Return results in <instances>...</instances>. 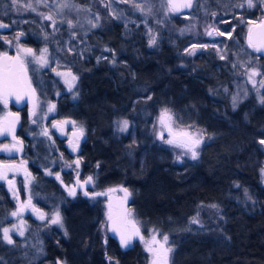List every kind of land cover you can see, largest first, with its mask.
Returning <instances> with one entry per match:
<instances>
[{
    "label": "trees",
    "instance_id": "1",
    "mask_svg": "<svg viewBox=\"0 0 264 264\" xmlns=\"http://www.w3.org/2000/svg\"><path fill=\"white\" fill-rule=\"evenodd\" d=\"M77 1L89 10L83 0ZM92 1L101 5L97 13L102 28L88 33L85 43L68 51L66 59L52 49L64 67L76 72L74 97L55 95L61 87L54 75L42 73L38 82L48 84L50 78L42 87L43 94L39 93L41 98L59 101L60 115L85 130L79 154L81 177L92 176L95 191L126 188L141 232L169 236V245L175 248L170 264H264V148L259 143L264 139V90L252 92L236 107L230 99L233 82L242 80L244 74L238 63L240 49L246 45L243 20L254 19V14L234 8L232 13L219 15L214 28L226 37L197 39L202 48L185 52L186 38L173 36L172 31L169 35L158 25L148 32L136 6L122 3L111 14L107 2ZM221 1L212 0L210 7L227 11L231 6ZM1 10L2 18L16 29L21 27L23 35L32 34L31 29L47 39L52 35L32 15L12 13L6 0H0ZM153 36L156 43L150 46ZM250 58L257 59L252 53ZM164 108L184 119L185 125L203 129L206 141L196 161L174 162L170 149L154 138L153 127ZM124 119L129 128L121 132L119 122ZM56 144L61 154L69 156ZM35 177L43 176L37 172ZM47 187L55 192L54 197L38 198L36 205L47 212L58 211L63 227L28 218L24 238L37 240L30 244L16 238L15 245L0 240L3 264H56L58 260L147 264L137 245L123 249L111 234L103 241L102 199L66 198L60 184L53 181ZM32 190L46 192L35 185ZM13 208V200L0 183V229L9 224ZM197 214L200 224L191 223Z\"/></svg>",
    "mask_w": 264,
    "mask_h": 264
},
{
    "label": "rangeland",
    "instance_id": "2",
    "mask_svg": "<svg viewBox=\"0 0 264 264\" xmlns=\"http://www.w3.org/2000/svg\"><path fill=\"white\" fill-rule=\"evenodd\" d=\"M1 1L3 2L5 0ZM6 1L9 2L11 10L13 11L12 13H16V15H32L33 17L38 19V21H40V23L45 28L47 27L52 33V35L47 39L46 37L44 38L39 30H36L35 32L34 29H31V31L33 32L32 34L38 33V35H36L37 44L35 49L25 45L22 40L24 37L22 33L16 34V38L13 37L12 39L6 41L10 47H13V49L18 51V53L20 54L21 60L23 62V67L27 71L29 69L32 70L35 74L33 83L38 90H35L30 77L26 78V76H24L25 79H27L28 84L30 85V89L35 94V96L38 97L37 104L34 107L35 114L33 119H35V123H33V126L28 129L27 134L30 139L29 149L31 150L33 157L31 159H29V157H25L22 153V145H19L14 141L6 140V138H4L0 142V171L6 172L7 175L6 179H0V181L4 183V186L10 198L14 202V208L12 212L20 210L21 206L23 205V209L22 211H20V214L18 216H11L12 212L8 215L9 224L7 225L6 223L4 227L12 228L13 225L22 227L24 231L23 236L18 235V233L16 232H12L10 233V235L12 236L13 240H15L16 238L23 240L27 231L26 220L28 218H32L38 222H50V218L57 212L56 210L47 212L44 211L45 209L38 208L36 205L38 198L47 200L49 197H54L55 195V192L48 189L47 187V182L49 181L48 179L54 180L56 183L60 184L66 198L68 197L70 199L76 198L77 196H83L93 201L96 199V197L93 198L85 196L84 193H82L78 189V184L85 185L86 190L91 194H96L98 193V191H100H95L96 189H94V187L96 186L92 176H88L86 178L80 177L77 184L76 181H74V179H76V176L79 175L77 171L80 167V162L77 165V161H79L80 159L78 156L71 155L70 153L77 154V149L73 150L74 148L69 147L70 153L68 152V155L70 156L66 155L67 157H64L61 153H59L61 152V150L58 144H56L54 138L49 135L48 130L41 129V126L38 127L39 122L44 121L46 117H49L50 114H53L56 110V107L52 109V112L49 111V109L53 105L55 106V103L45 98H41V96L39 95L42 87L44 85H48L49 81H51L50 78L47 80L48 84H46L45 81H43V83L39 85L37 83H41L42 73L54 75L58 78V81L60 83L59 85L61 87L59 89L56 86L52 87L53 90L55 89L54 91H56V89L59 90V92L56 91L55 95L58 96L67 93L68 97H74L77 81L76 72L68 66L64 67L65 64L63 63V61L52 55V49H58V56H60V58L66 59V53L68 51L76 49L78 46L80 47V45L85 43L84 38L86 35H88V33L102 28V24L99 21L101 17L99 13H97L101 9V5L99 3L98 6V4H96L97 1L93 2L92 0H83V5L89 8V10H87V8L84 9L77 0H68V7H61L65 3V0H17L16 5L12 4V0ZM104 1L107 2L108 5H110L111 14L117 9L121 8L122 3L134 6L137 4L141 5L144 9V12L142 13L139 9H137V11L142 15L143 20L147 25L146 27H148V32L152 31V28H155L156 25H158L163 30H168L169 35L172 31V33L174 34L173 36L181 39L186 38L187 41H189V44H187V46L185 47V52H195L196 50H200L202 48V41L198 43L197 39H209L211 41H216L224 36L225 34L219 35V32L214 28V18L218 17L219 15L227 14L229 10H231L229 12L232 13V11H234L233 9L237 8V10L239 9V11L245 10L247 12H252L253 14L257 12L258 14L261 13L264 16V2H261V0H254V4L256 6L251 8L247 6L246 0H222L221 2H226L227 4H229L228 6H231L227 11L223 10L222 8L217 9L214 7H210L212 0H193V6L187 13L184 14H179L175 11L170 10L166 6L168 0H127V2H124V0H115V2H112V0ZM29 4L32 5V8H35V11L27 7V5ZM241 4H243L244 6L240 7L239 5ZM149 8H151V11H148ZM3 15L4 13L1 10V18ZM48 16H51L52 19H47L46 17ZM97 17H99V19H97ZM68 21L72 22L71 26L69 25ZM89 21H91V23H89ZM173 22H176V24L178 23V25H175ZM246 23L247 24L243 30L244 36L248 29H250L249 26L254 25L256 23V20L253 19ZM92 24H97L98 26L92 27ZM208 31H212L213 35L209 36L207 34ZM95 38L96 35L93 36V39ZM194 45L195 48L193 47ZM245 47L249 51L245 50ZM245 47L240 49L238 59V63L240 64L239 67L242 68V70L244 69V74L242 80L233 82V88L231 89L230 93L231 102H233L234 96L238 98L237 104L246 100L252 92L255 93L264 90V85L261 84V81H264V57L260 60L258 58L251 59L250 55L252 51H254L253 47H250L248 43H246ZM29 48L33 50L32 54H28L23 51L24 49ZM44 48H47L48 50L47 53L44 54L45 58L48 61L46 65H42L41 63L36 62V57H39L41 55V51ZM218 50H220V48ZM219 53L222 54V52ZM223 54L225 55L226 52ZM252 70H255L261 74L253 76L251 79H249L250 72ZM69 71L76 77V80L73 81L72 77L69 75L57 74L67 73ZM35 81H37V83ZM53 90H51L50 93H52ZM44 96L45 95H43V97ZM160 113L161 111L158 113L156 122L153 127L154 138L161 145L170 149L174 162L183 163L196 161L199 158L201 148L206 141V135L203 129L195 127L193 124H190L193 127L189 129V125H185L186 121L184 119H177L175 117L176 122L173 124L174 131L186 129L192 133H202L203 135V141L200 147L197 149L199 153L198 157L196 159H192L190 152H186L182 148L175 147L164 142L169 138V134L167 129H162L160 124L158 123ZM6 120L11 121L12 118H7ZM72 125L74 126L75 131H79L80 133L82 132L83 135H85V130L80 124L72 120ZM51 126L52 125H49V127ZM161 131H163L164 134L163 140L159 138V133ZM5 146H7V148H5ZM37 172L43 177L36 178L35 174ZM89 177L92 178L91 181L89 183H85V181H88ZM262 178L264 183V172ZM9 181H12L11 185L9 184ZM33 185L38 186L40 191H42V189H45L46 192L42 191L43 194L36 193V190H34L35 192H32ZM73 188L76 191L75 196L69 195V191ZM109 188L111 187L104 188L102 191ZM118 194L121 197L125 196V192L123 190L119 191ZM101 199L104 207V219L101 226V233L103 241L105 242L107 236L110 235V220L108 219L109 211L111 209V213L114 218L115 216H117L118 210L110 204L109 199H105L104 197H102ZM127 210H130V208L127 207ZM41 214L44 215V219H40ZM124 220L132 221L133 223H135L136 227L139 228L138 222L135 220L132 210L125 214ZM124 224L128 231L132 230V224L125 222ZM140 234L144 237V241H141L139 237H137L136 241L138 242L134 243V245H137L139 249L142 250L145 255L146 263L152 264L153 255L146 250L145 242L150 240L152 235H156V233L151 230L145 232L142 229V232L140 230ZM24 239L27 243L31 244L36 238L29 237ZM157 239L162 241L161 237L157 236Z\"/></svg>",
    "mask_w": 264,
    "mask_h": 264
},
{
    "label": "snow or ice",
    "instance_id": "3",
    "mask_svg": "<svg viewBox=\"0 0 264 264\" xmlns=\"http://www.w3.org/2000/svg\"><path fill=\"white\" fill-rule=\"evenodd\" d=\"M112 2H115V0H112ZM124 2H127V0H124ZM261 2H264V0H261ZM12 4L16 5L17 0H12ZM246 4L249 8L255 7L254 0H246ZM110 7V5H108ZM137 9H139L142 13L144 12V9L141 5L137 4L135 5ZM170 10L172 11H179L180 8H191L193 6V0H185L184 3L179 4L175 3L174 0H168V3L166 5ZM240 7H243L244 5H239ZM28 8H31L33 11H35V8H32V5H27ZM61 7H68V0H65V3ZM148 11H151V8L148 9ZM47 19H52L51 16L46 17ZM99 19V17H97ZM69 25L71 26V21H68ZM91 23V21H89ZM97 24H92V27H97ZM8 25L3 24L0 22V28H6ZM258 27L261 29H264V23L260 24ZM207 34L209 36L213 35L212 31H208ZM219 35H224L223 32H219ZM260 42L259 44L253 43V29H249V46L253 47L257 52H260L264 50V32L260 33ZM156 39L155 37H152L149 40V45H155ZM195 48V45L193 46ZM28 54H32V49H24ZM47 48H44L41 51V55L39 57H36V62L41 63L42 65H46L48 63L47 59L45 58L44 54L47 53ZM223 58V57H221ZM11 62V63H9ZM21 73H23L26 76V69L23 67V62L19 60V57H9L6 53L3 54L2 60H0V99L3 100L4 104L7 105V97L13 94H16V90L21 86L22 79H21ZM58 75H69L72 77V80H76V77L72 75V73L69 71L67 73H57ZM261 73H258L255 70H252L250 72L249 79H251L253 76L259 75ZM261 84L264 85V81H261ZM30 86V85H29ZM71 87V86H70ZM34 91V90H33ZM148 99H151V97H148ZM237 97H233V107H236L237 105ZM261 103H264V97L261 98ZM54 105L49 109L51 111L54 109ZM35 114V113H33ZM18 116L16 117V120H18ZM35 122V121H34ZM175 114L172 112L169 108H164L161 110L160 116L158 118V123L160 124L162 129H167L169 138L165 140L164 142L173 145L175 147H179L184 149L186 152L191 153L192 159H196L198 157V151L197 149L200 147L202 141H203V135L202 133H192L186 129H181L179 131H174L173 124L175 123ZM15 127V121H8L3 120L0 121V134L3 133V131L8 132H14ZM192 125H189L188 128H192ZM129 128V121L127 119H124L119 122V131L126 132ZM47 134V133H45ZM82 135V132H81ZM159 138L164 139L163 131L159 133ZM260 144L264 145V139H261L259 141ZM7 148V146H5ZM79 164V161H77V165ZM5 167H13V166H5ZM262 172H264V169H262ZM7 175L6 172L0 171V179H6ZM91 177L88 178V181H85V183H89L91 181ZM9 184H12V181H9ZM123 191L128 195V190L123 189ZM69 195L75 196L76 191L75 189H71L69 191ZM85 196H88L89 193L87 191L84 192ZM96 195H102V193H98ZM30 203V201H29ZM211 207L215 208L216 205H212ZM23 205L21 206V209L18 211H13L11 213V216L15 217L20 214V211H22ZM130 212V210H126V214ZM40 219H44V215H40ZM108 219L110 221H113V231L118 232L120 234V244L122 247H129L132 244L133 237L137 236L141 241H144V237L140 234L139 228L136 227L135 223L132 221L124 220L125 223L132 224V230L131 231H121L120 225L113 218V215L111 213V209L108 214ZM123 219V218H121ZM50 223L57 224L60 227H63V219L60 215V213L57 211L51 218ZM191 223L193 224H200V220L197 217H193L191 220ZM2 231V235H0V240H3L8 245H15V241L12 239V236L10 233L16 232L18 235L23 236L24 231L23 228L20 226L13 225L12 228L8 227H2L0 229ZM158 232V230H157ZM65 235H67V231H65ZM159 235L162 236V241L157 239V235H152L151 239L146 241V250L153 255L152 264H170L171 262V256L175 251L174 246L169 245V236L166 234L159 233ZM155 245V247H154ZM111 259V257H109ZM0 264H3V261L0 260ZM56 264H66L65 261H57ZM118 264V262H117Z\"/></svg>",
    "mask_w": 264,
    "mask_h": 264
},
{
    "label": "flooded vegetation",
    "instance_id": "4",
    "mask_svg": "<svg viewBox=\"0 0 264 264\" xmlns=\"http://www.w3.org/2000/svg\"><path fill=\"white\" fill-rule=\"evenodd\" d=\"M254 19L256 20L255 24H258L264 19V16H263V14H261V13L258 14L256 12V13H254ZM248 21H251V20H247L244 18L243 23L244 22L246 23ZM0 22H2L5 25H8V27H6V28H0V60H2L3 54L6 53L9 57H17L18 56L19 60L22 61L18 51L13 49V47H10L9 44H7V42H6L7 40L12 39L13 37L16 38V36H17L16 34L21 33V31H20L21 27L16 29L15 26H13L11 24L12 22L7 23L4 18H1V16H0ZM30 26L36 27L35 24H30ZM252 26L250 25L249 28H251ZM244 37H245V42L249 44V29L246 32ZM22 40L26 46H29V47L35 49V47H36L35 45L37 43L36 42V35H32V34L24 35ZM253 50L254 51H252V55L256 56V58H258V59H263L264 50H262L260 52H257L254 48H253ZM9 63H11V62H9ZM29 70L28 71L26 70V78L30 77L32 84L35 87V85L33 83L34 79H35V74L33 73L32 70H30V71ZM24 76L25 75L23 73H21L22 82L25 85V87L27 88V90L31 96V101L29 103H27L24 100H19L18 102H16V101H10L7 99V105H5L3 100L0 99V121L6 120L7 118H12L11 121H15L14 132L3 131V133L0 134V142L4 138H6V140L14 141L17 144L22 145V153L24 154L25 157H29V159H31L33 156H32L31 150L29 149L30 148V139H29V136L27 134H28V129L33 126V123H35L34 122L35 119H33V117H34L33 113H35L34 107L37 104V98L38 97L35 96V94L32 92V90L30 89V86L28 84V81H27V79H25ZM35 82L37 83V81H35ZM43 88H44V86H43ZM35 90L38 91L37 87H35ZM50 101L55 103L56 110L54 111L53 114H50L49 117H46V119L44 121H40L38 124V127L41 126V129L48 130L49 135L51 137H53L54 140L57 141V143L61 144L62 150L66 153V155H68L69 147H72V148H74L73 150L77 149V154H72L70 152L69 153L71 155L79 157L82 146L84 145V142H85V138H86L85 135H83V133L81 135V133L79 131H75L74 126L72 125L71 119L66 118V117H62L60 115V109L57 108L59 101L54 100L52 98ZM51 112H52V110H51ZM17 116L19 118L18 120H16ZM49 125H52V126L49 127ZM62 155H63V153H62ZM82 169H83V164H81V160H80V167L77 171L79 175L76 176V179H74V181H76V184L82 175V173H81V171H83ZM48 180L55 182L54 180H50V179H48ZM0 183L4 185V183L2 181H0ZM114 188H118L114 192V195L117 197H121L118 194V192L123 190L124 187H122V186L111 187V188L106 189L104 191H98V193H102V195H96L98 193L91 194L90 192H88L86 190L85 185L78 184V189L82 193L87 191L89 193V195H88L89 197H93V198L96 197V198H100V199L102 197L107 199V196H109V194L103 195V193L107 192L110 189H114ZM127 207H129V205ZM136 242H138V241L132 242V245L130 247H128L127 249L132 248L134 243H136Z\"/></svg>",
    "mask_w": 264,
    "mask_h": 264
},
{
    "label": "water",
    "instance_id": "5",
    "mask_svg": "<svg viewBox=\"0 0 264 264\" xmlns=\"http://www.w3.org/2000/svg\"><path fill=\"white\" fill-rule=\"evenodd\" d=\"M174 2L182 4L185 2V0H174ZM189 10H190V8H180L179 11H175V12L179 13V14H184V13H187ZM262 23H264V19L260 23L255 24L251 27V29H253V43L259 44V42H260V39H261L260 33L264 32V29H261L258 26ZM7 99L10 101H16V102H18L19 100H24L25 102L29 103L31 101V96H30L27 88L25 87V85L22 82L21 86L16 90V94L8 96ZM117 189L118 188L110 189L107 192L103 193V195L109 194V196H107V199H109L110 204L118 210V214H117V216L114 217V219L117 220V222L119 223L121 231H128L127 228L125 227V224H124V218H125L127 206L131 202V195H130V192L128 191V193H129L128 195H126V193H125L124 197H117L114 195V192ZM123 189H126V188H123ZM121 218H123V219H121ZM109 229H110L111 236L114 237L115 239H117V241L120 244V234L118 232L113 231V221H110ZM136 240H137V236H134L132 242H134ZM120 246H121V244H120ZM122 248L127 249L128 247L127 248L122 247Z\"/></svg>",
    "mask_w": 264,
    "mask_h": 264
}]
</instances>
